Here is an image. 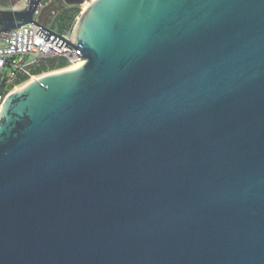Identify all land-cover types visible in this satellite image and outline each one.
Segmentation results:
<instances>
[{
	"label": "water",
	"instance_id": "95a60500",
	"mask_svg": "<svg viewBox=\"0 0 264 264\" xmlns=\"http://www.w3.org/2000/svg\"><path fill=\"white\" fill-rule=\"evenodd\" d=\"M81 7L86 0H68ZM81 64L0 106V264H264V0H96Z\"/></svg>",
	"mask_w": 264,
	"mask_h": 264
},
{
	"label": "built area",
	"instance_id": "2783aa9c",
	"mask_svg": "<svg viewBox=\"0 0 264 264\" xmlns=\"http://www.w3.org/2000/svg\"><path fill=\"white\" fill-rule=\"evenodd\" d=\"M43 9L44 4L34 15L35 23L70 43L72 31L61 34L53 30L43 20ZM38 30L39 27L29 24L12 34L4 33L0 36V106L6 96L17 87V80L35 77L31 75V71L41 62L60 58L66 60V68L81 64V56L74 48L70 52L65 48L61 50L49 42L47 45L43 44L45 40L36 35Z\"/></svg>",
	"mask_w": 264,
	"mask_h": 264
},
{
	"label": "trees",
	"instance_id": "16d2710c",
	"mask_svg": "<svg viewBox=\"0 0 264 264\" xmlns=\"http://www.w3.org/2000/svg\"><path fill=\"white\" fill-rule=\"evenodd\" d=\"M80 8L68 9L58 12L52 21L51 28L58 33L64 34L70 32L75 26L77 21V16L80 13ZM67 67V62L65 59H49L47 61L41 62L37 67L31 71L32 76H38L44 74L45 72L60 70ZM27 78H21L17 80L15 86L21 85L22 83L28 81Z\"/></svg>",
	"mask_w": 264,
	"mask_h": 264
},
{
	"label": "flooded vegetation",
	"instance_id": "af4514ba",
	"mask_svg": "<svg viewBox=\"0 0 264 264\" xmlns=\"http://www.w3.org/2000/svg\"><path fill=\"white\" fill-rule=\"evenodd\" d=\"M66 1L68 0H43V3H42L44 4L43 20L44 19L46 20V18H48L50 15L57 14L58 12H61L63 10L75 9V8L84 9L83 6L81 7L69 6L67 5ZM86 1L88 2L90 0H86ZM10 2H11L12 7H17V6L21 7L27 4V0H10Z\"/></svg>",
	"mask_w": 264,
	"mask_h": 264
},
{
	"label": "rangeland",
	"instance_id": "374dc122",
	"mask_svg": "<svg viewBox=\"0 0 264 264\" xmlns=\"http://www.w3.org/2000/svg\"><path fill=\"white\" fill-rule=\"evenodd\" d=\"M88 2H91V0L90 1H88ZM84 11H85V9H81L80 10V13L78 14V16H77V18H79L80 16H81V12H83V14H84ZM57 14H52V15H50L48 18H46V20H45V22H47V23H49V25H51L52 26V21H53V19L55 18V16H56ZM77 22V21H76ZM76 24V23H75ZM73 28H74V26H73ZM73 28H72V30H73ZM71 30V31H72ZM65 69V68H64ZM60 70H62V69H60ZM55 71H58V70H55ZM50 72H54V71H49V72H45L44 74H46V73H50ZM42 75V74H41ZM38 76H40V75H38ZM35 77H37V76H35ZM19 86V85H18Z\"/></svg>",
	"mask_w": 264,
	"mask_h": 264
},
{
	"label": "bare ground",
	"instance_id": "6f19581e",
	"mask_svg": "<svg viewBox=\"0 0 264 264\" xmlns=\"http://www.w3.org/2000/svg\"><path fill=\"white\" fill-rule=\"evenodd\" d=\"M94 1H96V0H91V2L85 3V5L83 6L85 9L84 14L89 10L91 3Z\"/></svg>",
	"mask_w": 264,
	"mask_h": 264
}]
</instances>
